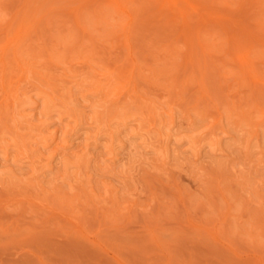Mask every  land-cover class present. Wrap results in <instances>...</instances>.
<instances>
[{
	"label": "rangeland",
	"instance_id": "1",
	"mask_svg": "<svg viewBox=\"0 0 264 264\" xmlns=\"http://www.w3.org/2000/svg\"><path fill=\"white\" fill-rule=\"evenodd\" d=\"M0 264H264V0H0Z\"/></svg>",
	"mask_w": 264,
	"mask_h": 264
}]
</instances>
